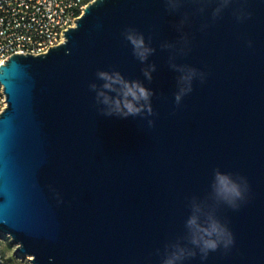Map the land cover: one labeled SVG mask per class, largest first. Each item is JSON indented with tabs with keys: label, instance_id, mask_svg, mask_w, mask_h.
Here are the masks:
<instances>
[{
	"label": "water",
	"instance_id": "obj_1",
	"mask_svg": "<svg viewBox=\"0 0 264 264\" xmlns=\"http://www.w3.org/2000/svg\"><path fill=\"white\" fill-rule=\"evenodd\" d=\"M241 6L250 15L238 21ZM213 7L169 13L164 0H91L61 42L0 65V232L31 264H160L186 235L194 203L235 243L184 264H264V0H233L214 21ZM128 27L151 37L144 64ZM164 42L184 49L175 63L206 74L179 106ZM153 63L149 82L142 69ZM101 70L152 90L155 115H102L89 88L103 83ZM217 170L245 178L238 210L214 201Z\"/></svg>",
	"mask_w": 264,
	"mask_h": 264
},
{
	"label": "clouds",
	"instance_id": "obj_2",
	"mask_svg": "<svg viewBox=\"0 0 264 264\" xmlns=\"http://www.w3.org/2000/svg\"><path fill=\"white\" fill-rule=\"evenodd\" d=\"M166 10L169 13L179 11L186 3L195 5V12L204 13L205 10L215 5L212 9L213 21L220 16L222 11L228 8L233 0H164ZM234 15L237 20H242L250 13H246L243 6L235 10ZM189 20V13L185 12L180 20L177 29L182 31L185 23ZM208 25L201 26V30ZM126 39L132 46L133 55L144 64L148 58L155 53L156 49L146 42L143 33L135 28L128 27L123 32ZM181 38V43L185 41ZM251 45V42H249ZM162 49L171 50L169 56V66L180 75L177 77V92L175 93V103L180 105L183 97L192 92L193 80L199 78L201 82L205 79V73L196 68L184 64L175 63L177 55L186 54L182 47L176 44L164 42L160 45ZM156 71V65L147 64L142 69L143 76L151 82L152 73ZM97 78L103 83L97 85L91 83L89 88L96 93L95 100L97 105L101 106L99 111L104 116H117L128 118L135 116H153L155 115L151 97L152 90L145 87L139 80H127L120 72L98 71ZM114 94V95H113ZM149 127L154 126V121L148 120ZM248 185L243 177L234 178L230 174L215 171L212 183L213 199L217 204H224L233 210H238L244 201ZM186 235L176 242L165 246L160 264H184L189 258L196 257L199 254L200 259L206 260L209 253L215 252L220 248L225 251L230 250L234 245V236L226 224L222 223L211 210L201 204H193L192 214L186 222ZM159 253V250H157Z\"/></svg>",
	"mask_w": 264,
	"mask_h": 264
},
{
	"label": "built area",
	"instance_id": "obj_3",
	"mask_svg": "<svg viewBox=\"0 0 264 264\" xmlns=\"http://www.w3.org/2000/svg\"><path fill=\"white\" fill-rule=\"evenodd\" d=\"M91 0H0V65L12 54H39L63 40ZM0 83V112L6 106Z\"/></svg>",
	"mask_w": 264,
	"mask_h": 264
},
{
	"label": "rangeland",
	"instance_id": "obj_4",
	"mask_svg": "<svg viewBox=\"0 0 264 264\" xmlns=\"http://www.w3.org/2000/svg\"><path fill=\"white\" fill-rule=\"evenodd\" d=\"M0 258L3 264H31L29 256L16 252V244L10 237L0 232Z\"/></svg>",
	"mask_w": 264,
	"mask_h": 264
}]
</instances>
